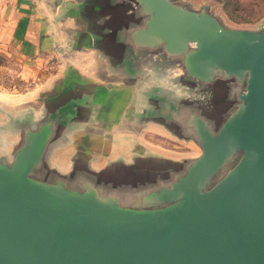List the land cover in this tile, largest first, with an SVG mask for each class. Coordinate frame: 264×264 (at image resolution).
Wrapping results in <instances>:
<instances>
[{
	"label": "water",
	"instance_id": "obj_1",
	"mask_svg": "<svg viewBox=\"0 0 264 264\" xmlns=\"http://www.w3.org/2000/svg\"><path fill=\"white\" fill-rule=\"evenodd\" d=\"M113 2L98 0L96 12ZM125 5L122 30L137 51H165L189 79L207 86L191 101L172 103L174 129L186 128L184 117L189 125L198 111L192 126L202 154L178 164L142 159L99 173L82 169L70 184L44 183L34 177L40 138L61 126L50 125L48 117L37 123L11 119L25 146L12 166L0 165V264H264V31L228 30L206 13L188 12L170 0ZM137 8L145 23L131 27ZM105 19L110 27L113 17ZM220 75L245 81L233 112L217 97L224 86L211 87ZM81 85L48 93L47 113L78 103ZM184 106L189 110L180 118ZM114 166L128 175L142 172L139 186L151 189L147 198L137 199L135 191L131 202L100 198L98 188ZM175 166L185 171L175 180L170 174V184L150 179L174 174Z\"/></svg>",
	"mask_w": 264,
	"mask_h": 264
},
{
	"label": "crops",
	"instance_id": "obj_2",
	"mask_svg": "<svg viewBox=\"0 0 264 264\" xmlns=\"http://www.w3.org/2000/svg\"><path fill=\"white\" fill-rule=\"evenodd\" d=\"M47 1L48 4L42 0L6 4L8 12L17 10L14 22L9 18L7 23L11 41L40 45L35 50L38 59L47 58V47L68 43L71 38L67 34L68 28H74L72 19L79 25L75 16L59 18L58 13L75 11L83 5L82 0ZM116 4L117 0L113 6ZM103 24L106 23L99 21L96 28H87V46H83L82 51L70 52L66 63L50 72V77L44 71L46 78L43 76L44 82L39 85L38 92L42 96L44 93L69 92L80 83L81 100L66 102L51 113H47L45 106V112L35 110L33 117L27 109H21L25 122L37 123L48 117L50 125L61 126L56 134L40 138V165L34 177L44 183L55 184L59 180L70 184L74 173L82 169L99 173L115 163L133 166L142 159L178 164L202 154L192 126L200 115L195 112L189 125L185 116L186 128L174 129L172 103L174 100L191 101L198 88L204 90L207 86L189 79L182 68H172L171 56L165 51H137L130 43L131 39L124 35L123 25L111 28ZM140 63L143 66H139ZM75 75L80 79L75 80ZM211 84V87L224 86L217 97H221L225 107L232 112L238 108L246 90L245 81L220 75ZM148 134L169 141L173 135L178 138L179 148L152 142L145 137ZM23 146L25 141L20 126L13 124L11 118L0 116V165L12 166L17 151ZM150 170L156 171L155 168Z\"/></svg>",
	"mask_w": 264,
	"mask_h": 264
},
{
	"label": "rangeland",
	"instance_id": "obj_3",
	"mask_svg": "<svg viewBox=\"0 0 264 264\" xmlns=\"http://www.w3.org/2000/svg\"><path fill=\"white\" fill-rule=\"evenodd\" d=\"M20 1L24 2L25 0H0V115L11 117L12 120H16V123L18 121H26L18 120L24 117V112H22L21 109H27V113L31 112L32 114L30 117H33L35 110L45 112L47 101L46 96L50 94L46 93L43 97L39 95V85L44 82L42 81V77L46 74L50 77V72H54V70L58 67L65 64L66 56L70 54V52L82 51L83 46H87L86 43L88 42L86 33L87 28H96L99 20L103 21L105 18L110 16V18L113 17V21L110 23V26H122L121 19L124 15L123 10L126 9L125 3L129 0H117V4L115 6L110 9H103L100 14L95 10L96 4H101L98 3V0H80L81 2H79L84 5H81L75 11L64 13L59 12V18L64 16L73 18V16H75L79 25H76L73 19L71 20V25H73L74 28H68L67 34L71 37L69 38L68 43H56L47 47L48 49L45 50L46 59H44V57L38 59L36 56V47H40V45L15 43L11 41L10 29L8 28L7 23L9 18H11V22H14L17 10L14 11L12 9L11 12H8L6 4L18 5ZM27 1L32 3L35 2V0ZM102 1L103 0H100V2ZM170 1L181 8H186L188 12L206 13L216 19L228 30L250 31L256 33L264 31V0ZM42 2L48 4L47 0H42ZM139 10L141 11L140 8L134 9L135 14ZM135 14L133 15L134 17L131 18L132 21L130 22L135 26H132L130 23L129 25L131 27L142 26L145 23L146 17L141 12H138L136 15ZM82 25H84V28H82ZM174 60L176 59L171 60L172 68L180 67V65H177V62ZM139 66H143V64L140 63ZM44 71H46L45 75ZM44 78H46V76ZM187 107H189V105ZM187 110L189 109L186 108V106L181 107L180 118H182L183 114ZM224 120L226 119L224 118ZM223 124L224 123H221L220 127H223ZM140 126H142V124ZM145 137L152 142L172 149L179 148L178 138L173 137V135L172 141L155 134H148L145 135ZM159 165H162V163ZM164 167H166V165H164ZM171 169H177V171L174 174H172L173 171H171L169 174L166 173L159 177L155 176L157 174H153L150 179L157 180L158 183L168 185L171 183L172 179L175 180L177 178V174L181 176L185 171V169H178L176 166L170 167V170ZM119 170V166H114V168L110 169V172L105 179L106 183L104 182V185H102L103 187L99 186L98 188L100 198L105 196L107 199L114 198L119 200V202L121 200L120 198H128V201L131 202L132 198H129V193L132 194L133 191H135L133 194L136 195L137 199H140L142 196L147 198L146 190L149 192L151 189L146 188L145 190L143 186H139L142 184V180L144 179L143 173L137 172V174L130 173L128 175L127 172L124 173ZM170 174L173 176H171L172 179L170 178ZM151 188L154 189L155 186H152ZM126 192H128V197L126 196ZM121 203L123 204V202Z\"/></svg>",
	"mask_w": 264,
	"mask_h": 264
}]
</instances>
